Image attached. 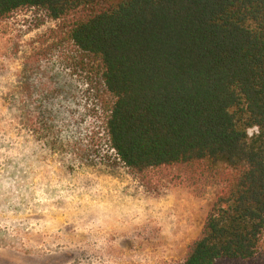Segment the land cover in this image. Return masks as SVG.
Here are the masks:
<instances>
[{
	"label": "trees",
	"instance_id": "trees-1",
	"mask_svg": "<svg viewBox=\"0 0 264 264\" xmlns=\"http://www.w3.org/2000/svg\"><path fill=\"white\" fill-rule=\"evenodd\" d=\"M76 19L67 41L97 64L94 116L129 173L222 184L176 264H264V0H0Z\"/></svg>",
	"mask_w": 264,
	"mask_h": 264
},
{
	"label": "rangeland",
	"instance_id": "rangeland-1",
	"mask_svg": "<svg viewBox=\"0 0 264 264\" xmlns=\"http://www.w3.org/2000/svg\"><path fill=\"white\" fill-rule=\"evenodd\" d=\"M0 23V264H176L224 186L143 181L94 116L97 64L67 41L79 17Z\"/></svg>",
	"mask_w": 264,
	"mask_h": 264
}]
</instances>
